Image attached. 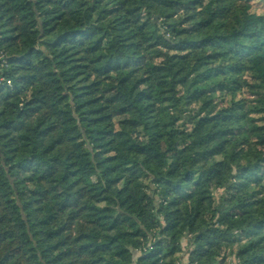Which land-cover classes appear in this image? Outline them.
I'll use <instances>...</instances> for the list:
<instances>
[{
	"label": "trees",
	"instance_id": "1",
	"mask_svg": "<svg viewBox=\"0 0 264 264\" xmlns=\"http://www.w3.org/2000/svg\"><path fill=\"white\" fill-rule=\"evenodd\" d=\"M253 1L0 0V264H264Z\"/></svg>",
	"mask_w": 264,
	"mask_h": 264
},
{
	"label": "rangeland",
	"instance_id": "2",
	"mask_svg": "<svg viewBox=\"0 0 264 264\" xmlns=\"http://www.w3.org/2000/svg\"><path fill=\"white\" fill-rule=\"evenodd\" d=\"M263 3L255 0L252 2V10L255 11V12H262L263 11ZM222 190H217L215 191V194H218L219 192H221ZM182 245H183V253L180 255V258H179V262L178 264H188V254H187V239L184 237L183 240H182ZM228 261L230 262V264H236L237 263V259L232 256V255H229L228 257Z\"/></svg>",
	"mask_w": 264,
	"mask_h": 264
},
{
	"label": "built area",
	"instance_id": "3",
	"mask_svg": "<svg viewBox=\"0 0 264 264\" xmlns=\"http://www.w3.org/2000/svg\"><path fill=\"white\" fill-rule=\"evenodd\" d=\"M2 55H3V54L1 53V54H0V57H2ZM1 80H3V78L0 77V81H1ZM8 83H9V80H8Z\"/></svg>",
	"mask_w": 264,
	"mask_h": 264
}]
</instances>
